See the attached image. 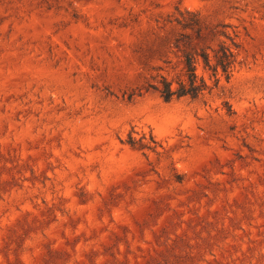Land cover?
Here are the masks:
<instances>
[{
    "label": "rangeland",
    "instance_id": "1",
    "mask_svg": "<svg viewBox=\"0 0 264 264\" xmlns=\"http://www.w3.org/2000/svg\"><path fill=\"white\" fill-rule=\"evenodd\" d=\"M0 264H264V0H0Z\"/></svg>",
    "mask_w": 264,
    "mask_h": 264
},
{
    "label": "trees",
    "instance_id": "2",
    "mask_svg": "<svg viewBox=\"0 0 264 264\" xmlns=\"http://www.w3.org/2000/svg\"><path fill=\"white\" fill-rule=\"evenodd\" d=\"M190 19L195 17V14L186 10ZM185 28L186 25H183ZM196 34L200 35L199 27L195 29ZM230 40L229 43L221 40L216 48H212L210 54L205 48L199 51H187L180 49L179 38L174 41L175 47L181 50L182 68L175 76L168 78L164 74L156 75V84L151 87L156 90L164 101H170L174 98L189 97L196 99L209 93L212 88L219 84V75H222L225 80H228L235 66V52L233 47L236 46L235 40L225 31H220ZM200 60L203 64V69L208 72V76L212 79V84H209L206 79L198 75L196 72V63Z\"/></svg>",
    "mask_w": 264,
    "mask_h": 264
}]
</instances>
